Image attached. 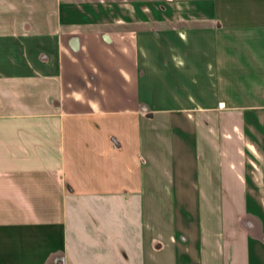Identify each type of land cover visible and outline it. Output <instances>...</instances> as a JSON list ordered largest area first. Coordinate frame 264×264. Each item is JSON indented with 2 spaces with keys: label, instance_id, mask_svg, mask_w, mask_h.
I'll return each instance as SVG.
<instances>
[{
  "label": "crops",
  "instance_id": "crops-1",
  "mask_svg": "<svg viewBox=\"0 0 264 264\" xmlns=\"http://www.w3.org/2000/svg\"><path fill=\"white\" fill-rule=\"evenodd\" d=\"M260 181L264 0H0V264H264Z\"/></svg>",
  "mask_w": 264,
  "mask_h": 264
},
{
  "label": "rangeland",
  "instance_id": "rangeland-1",
  "mask_svg": "<svg viewBox=\"0 0 264 264\" xmlns=\"http://www.w3.org/2000/svg\"><path fill=\"white\" fill-rule=\"evenodd\" d=\"M261 129V128H260ZM259 131H262V130H259ZM258 136H259V145L262 147V138H261V133H258ZM261 151V154H262V148L260 149ZM262 173V172H260ZM256 191L254 192L255 195L251 197V203L254 207V209H258L257 212L260 213V215L264 216V213L263 211L261 210V203H262V200L264 199L262 196H263V188H264V184H262V181H260L259 183L257 182L256 184ZM262 189V190H261ZM264 219V218H263ZM263 232H264V228H263ZM263 232L261 233V241L264 240L263 238Z\"/></svg>",
  "mask_w": 264,
  "mask_h": 264
}]
</instances>
